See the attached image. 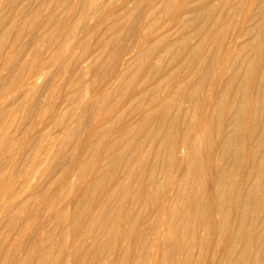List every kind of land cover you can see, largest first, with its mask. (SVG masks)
<instances>
[{"label":"rangeland","instance_id":"obj_1","mask_svg":"<svg viewBox=\"0 0 264 264\" xmlns=\"http://www.w3.org/2000/svg\"><path fill=\"white\" fill-rule=\"evenodd\" d=\"M263 41L264 0H0V264H264Z\"/></svg>","mask_w":264,"mask_h":264},{"label":"bare ground","instance_id":"obj_2","mask_svg":"<svg viewBox=\"0 0 264 264\" xmlns=\"http://www.w3.org/2000/svg\"><path fill=\"white\" fill-rule=\"evenodd\" d=\"M262 38H263V37H262ZM263 42H264V41H263ZM262 52H263V51H262ZM259 55H260V54H259ZM217 73H219V72H217ZM261 74H262V73H261ZM261 77H262V76H261ZM256 80H257V79H256ZM258 80H259V75H258ZM231 82H232V81H231ZM256 82H259V81H256ZM229 85H230V84H229ZM248 85H249V84H248ZM227 87H228V86H227ZM237 88H238V87H237ZM223 89H224V88H223ZM225 89H226V88H225ZM234 89H235V88H234ZM243 89H244V88H243ZM257 89H258V88H257ZM257 89H256V90H257ZM222 92H223V91H222ZM226 92H227V91H226ZM228 92H229V91H228ZM227 96H228V95H227ZM227 96H226V97H227ZM243 99H244V98H242V100H243ZM232 100H233V99H232ZM245 100H246V99H245ZM249 100H250V99H249ZM252 100H253V99H252ZM262 100H263V99H262ZM225 101H226V100H225ZM254 101H255V100H254ZM226 103H227V102H226ZM233 103H234V100H233ZM233 103H232V104L230 103V105H233ZM238 103H239V102H238ZM240 103H241V102H240ZM240 103H239V104H240ZM242 104H243V103H242ZM242 104H241V105H242ZM241 105H240V106H241ZM246 105H247V104H246ZM249 105H250V104H249ZM225 106H226V105H225ZM242 107H244V106L242 105ZM250 107H251V106H250ZM250 107H249V109H250ZM231 109H232V107H231ZM243 109H244V108H243ZM245 109H246V108H245ZM227 111H229V109H228ZM251 114H252V113H251ZM253 116H254V114H253ZM199 121H200V120H199ZM248 121H249V120H248ZM199 123H200V122H199ZM206 123H207V122H206ZM199 125H201V124H199ZM243 126H244V125H243ZM245 130H246V128H245ZM252 131H253V130H252ZM228 140H229V139H228ZM234 142H235V141H234ZM227 143H228V142H227ZM222 145H224V144H222ZM224 147H225V146H224ZM224 147H223V148H224ZM249 155H250V154H249ZM244 156L246 157V155H244ZM257 161H258V160H257ZM262 161H263V160H262ZM258 162H259V161H258ZM260 163H261V162H260ZM258 165H259V164H258ZM260 166H262V165H260ZM256 167H257V166H256ZM222 170H223V169H222ZM223 172H224V171H223ZM258 173H259V171H258ZM222 174H223V173H222ZM259 174H260V173H259ZM218 177H219V176H218ZM225 181H226V180H225ZM225 183H226V182H225ZM229 185H230V183H228V186H229ZM263 185H264V184H263ZM261 186H262V185H261ZM230 190H231V188H230ZM226 191H228V190H226ZM232 193H233V192H232ZM234 194H235V193H234ZM217 196H218V195H217ZM233 196H234V195H233ZM218 198H219V197H218ZM239 198H240V197H239ZM221 199H222V198H221ZM240 199H241V198H240ZM212 200H213V199H212ZM226 200H227V199H226ZM236 200H237V199H236ZM245 200H246V199H245ZM239 201H240V200H239ZM246 201H247V200H246ZM246 201H245V204H246ZM225 202H226V201H225ZM254 202H255V201H254ZM237 203H238V202H237ZM240 203H241V202H240ZM245 204H244V205H245ZM253 204H254V203H253ZM255 204H256V203H255ZM255 204H254V205H255ZM229 205H230V204H229ZM242 206H243V205H242ZM247 206H248V205H247ZM252 206H253V205H252ZM255 206H256V205H255ZM240 208H241V207H240ZM257 208H258V205H257L256 209H257ZM243 209H244V207H243ZM256 209H254V210H256ZM236 210H237V209H236ZM255 212H256V211H255ZM257 212H258V211H257ZM257 212H256V214H257ZM241 214H242V213H241ZM241 214H240V216H241ZM252 215H254V214H253V211H252ZM250 216H251V214H250ZM252 217H254V216H252ZM241 218H242V216H241ZM254 218H255V217H254ZM240 220H241V219H240ZM257 220H258V219H257ZM261 220H262V219H261ZM263 220H264V219H263ZM250 221H251V220H250ZM258 224H259V223H258ZM218 225H219V224H218ZM222 225H223V224H222ZM238 225H239V224H238ZM223 226H224V225H223ZM260 226H261V225H260ZM260 226H258V227H260ZM221 227H222V226H221ZM237 228H238V227H237ZM249 229H250V228H249ZM236 230H237V229H236ZM222 232H223V231H222ZM236 232H237V231H235V233H236ZM263 232H264V231H263ZM235 233H234V234H235ZM246 234H247V233H246ZM244 235H245V234H244ZM244 235H243V236H244ZM227 236H228V235H227ZM234 236H235V235H234ZM236 236H237V235H236ZM245 236H246V235H245ZM248 239H249V238H248ZM245 240H246V239H245ZM245 240H244V241H245ZM261 240H262V239H261ZM246 241H247V240H246ZM246 241H245V242H246ZM256 241L258 242V240H256ZM262 241H263V240H262ZM247 243H249V240H248V242H246V244H247ZM246 244H245V245H246ZM241 247H242V245H241ZM246 247H247V246H245V249H246ZM243 249H244V248H243ZM226 252H227V251H226ZM263 252H264V251H263ZM224 253H225V252H224ZM239 253H240V252H239ZM225 254H226V253H225ZM229 254H230V253H229ZM253 254H254V252H253ZM262 254H263V253H262ZM227 255H228V254H227ZM256 255H257V253H256ZM258 255H259V253H258ZM225 256H226V255H225ZM261 257H262V256H261ZM231 262H232V261H231ZM256 262H257V261H256ZM258 262H259V261H258ZM263 263H264V262H263ZM240 264H241V262H240ZM250 264H251V263H250ZM252 264H253V263H252Z\"/></svg>","mask_w":264,"mask_h":264}]
</instances>
